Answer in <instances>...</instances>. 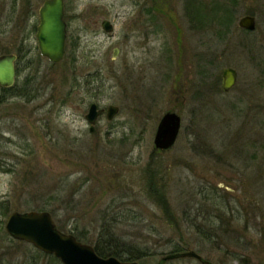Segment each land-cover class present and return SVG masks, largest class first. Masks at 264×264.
I'll list each match as a JSON object with an SVG mask.
<instances>
[{
	"label": "rangeland",
	"instance_id": "374dc122",
	"mask_svg": "<svg viewBox=\"0 0 264 264\" xmlns=\"http://www.w3.org/2000/svg\"><path fill=\"white\" fill-rule=\"evenodd\" d=\"M44 1L0 0V56H18L14 86L38 95L0 103V264L37 260V250L12 240L4 223L12 212L43 205L57 210L61 232L78 233L84 244L93 246L109 226L120 251L147 252L138 264H156L175 247L213 264H264V0H220L235 6L222 36L202 15L216 0H63L58 64L37 48ZM245 15L256 20L253 32L238 28ZM225 68L237 72L228 93L221 90ZM92 103L119 113L110 122L102 115L89 133L84 117ZM168 111L181 117V129L160 152L153 139ZM150 163L177 225L146 193ZM213 203L230 221L217 220L215 233L205 220L218 215Z\"/></svg>",
	"mask_w": 264,
	"mask_h": 264
},
{
	"label": "water",
	"instance_id": "95a60500",
	"mask_svg": "<svg viewBox=\"0 0 264 264\" xmlns=\"http://www.w3.org/2000/svg\"><path fill=\"white\" fill-rule=\"evenodd\" d=\"M240 29L253 32L256 20L253 16L245 15L238 21ZM102 29L111 33L113 28L108 21H103ZM36 41L39 54L50 63L61 62L65 55L66 24L64 21L63 0H46L38 9V25ZM114 50L113 57H116ZM16 55L0 56V87L10 88L15 82ZM237 83V72L232 68H225L221 73V90L230 92ZM108 122L119 113L117 106L110 105L106 110L98 108L92 103L85 115L89 124V133H93L98 118L104 113ZM181 129V117L171 111L165 112L160 118L153 145L156 151H167L172 148ZM5 232L16 241L32 245L44 254L53 255L61 264H138L136 262H122L115 257L101 258L94 249L79 242L73 235L61 232L55 225L50 213L45 211H29L24 213L12 212L4 223ZM190 258L200 264H212L194 251L167 254L156 264H166L169 261Z\"/></svg>",
	"mask_w": 264,
	"mask_h": 264
},
{
	"label": "trees",
	"instance_id": "16d2710c",
	"mask_svg": "<svg viewBox=\"0 0 264 264\" xmlns=\"http://www.w3.org/2000/svg\"><path fill=\"white\" fill-rule=\"evenodd\" d=\"M234 7L235 6H234L233 2L231 5L230 3L226 4L223 1L216 0V1H213L210 4V6L203 8V14L202 15L207 20H209V23H211L214 26L215 25L219 26V29L221 31L224 28L227 31L226 34H229L230 27L233 23V21H232L233 15L235 13L233 11ZM221 31H219L218 33L222 36L224 33H223V31L222 32ZM243 32L244 33H250V32H246V31H243ZM23 90H24L23 86L22 87L13 86L11 88L0 87V103H4L8 99L14 98V97L24 98L28 103L38 99V95L36 92L31 91V90L30 91L26 90V92H23ZM39 95H40V93H39ZM150 165H151V163L146 167V170H144L145 171L144 179L146 182V193L148 194V197L150 199H154V202L157 203V205L163 209V213L167 217V219L170 220L172 223H174V225H177L178 224L177 222L179 221V219L174 215L173 211H171L170 206L167 202L165 184L159 180L161 178L158 175L159 172H157L156 169L151 168ZM212 207L214 208L213 211L215 213H218V215L214 216V219H211V217L208 216V218L205 220H207L206 221L207 226L208 225L214 226L211 228L210 231L215 233L216 231L218 232V231L222 230L221 227H215V223L217 220L219 221V222H217V224L218 223H221L222 225L228 224V226L230 225V221L224 216L225 213L223 212L222 208L219 206V203H213ZM38 210L39 211H48L51 214V216L53 217V219L57 215V213H56L57 210H54V209L48 210L47 206H45V205H43ZM185 214L186 215H184V217H187L188 214L187 213H185ZM3 215L6 216L7 213H5ZM192 221L197 222L198 216L193 218ZM197 228H199V226L196 227V229ZM198 231L200 234H203L202 232H200V231H202L201 228H199ZM69 234H72L78 241L86 243V241L83 238H81L78 233H74L73 231H70ZM115 239H117V241H118V236L115 234V231L112 228H109V226L107 228L106 227L101 228L100 233L96 239L97 241L92 246L94 248L95 253L101 258L115 257V258H117L123 262H135L139 258L147 255V252L141 253L140 256H137V255H133V252L130 250L120 251L118 246L116 245V244H118L117 241H116V244H112V242ZM173 252L174 253L184 252V250L179 248V247H175ZM36 254L39 257L48 256V255L41 253L38 250H37ZM39 257L37 258V260L35 262H33L31 264H38V262L40 261ZM50 258L52 260H54L55 262L60 263L53 256H50Z\"/></svg>",
	"mask_w": 264,
	"mask_h": 264
},
{
	"label": "flooded vegetation",
	"instance_id": "af4514ba",
	"mask_svg": "<svg viewBox=\"0 0 264 264\" xmlns=\"http://www.w3.org/2000/svg\"><path fill=\"white\" fill-rule=\"evenodd\" d=\"M155 14H157V10H156L155 6L152 5L151 8L148 10V16H149L150 19H155ZM103 21H105V20H103ZM103 21L101 22V24L103 23ZM148 31H149V33H151V32L154 33L153 27H151V25L149 26V30ZM242 31H244V30H242ZM117 53H118V50H117ZM16 57H18V56L16 55Z\"/></svg>",
	"mask_w": 264,
	"mask_h": 264
}]
</instances>
